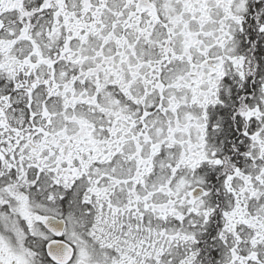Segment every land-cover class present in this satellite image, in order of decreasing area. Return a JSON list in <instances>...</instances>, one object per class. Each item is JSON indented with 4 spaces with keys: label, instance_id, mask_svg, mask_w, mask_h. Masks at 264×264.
<instances>
[{
    "label": "snow or ice",
    "instance_id": "6c2138e0",
    "mask_svg": "<svg viewBox=\"0 0 264 264\" xmlns=\"http://www.w3.org/2000/svg\"><path fill=\"white\" fill-rule=\"evenodd\" d=\"M0 264H264V0H0Z\"/></svg>",
    "mask_w": 264,
    "mask_h": 264
}]
</instances>
